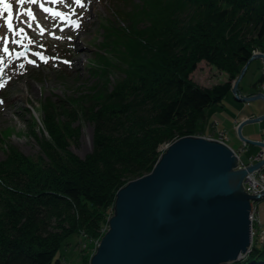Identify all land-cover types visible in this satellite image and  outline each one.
Segmentation results:
<instances>
[{"label": "trees", "instance_id": "trees-1", "mask_svg": "<svg viewBox=\"0 0 264 264\" xmlns=\"http://www.w3.org/2000/svg\"><path fill=\"white\" fill-rule=\"evenodd\" d=\"M130 1L129 12H118H125L123 36L132 38L130 67L96 97L93 152L82 160L62 146L59 127L71 119L51 115L39 141L45 157L34 162L11 147L0 162V264H62L67 239L81 232L98 239L119 189L152 170L161 143L194 135L253 52L264 53V0ZM108 42L107 52L123 53ZM203 60L228 73V82L212 89L194 83ZM73 208L81 216L64 217ZM232 264H264V245L255 238L246 259Z\"/></svg>", "mask_w": 264, "mask_h": 264}, {"label": "rangeland", "instance_id": "rangeland-1", "mask_svg": "<svg viewBox=\"0 0 264 264\" xmlns=\"http://www.w3.org/2000/svg\"><path fill=\"white\" fill-rule=\"evenodd\" d=\"M4 2L10 7L5 10L4 4L0 3L2 38L0 162L7 158L11 147L17 148L21 154L34 162L44 156L39 141L48 137L43 136V119L51 115L57 117L61 123L71 119L69 127H59L61 131L59 138L62 139V146L84 160L94 149L96 125L91 119V113L96 111L100 113L102 103L96 97L99 92L104 91V87L111 89L116 81L125 77L123 72L130 67L125 55L131 51L128 41L132 38L126 39L123 36L127 28L119 21L122 16L125 17V12L132 9V2L130 0H36L35 3L29 0H23V3H19L18 0H4ZM29 10L35 19L25 14ZM157 10L156 8L155 11ZM120 11H125L121 17L118 13ZM9 23L12 30L8 28ZM122 28H126L125 31H122ZM108 40L123 53L116 54L114 49L107 52L104 48L105 45L109 46ZM5 47L8 49L7 52L4 51ZM125 47L127 51H124ZM113 54H116V57ZM104 58L110 60L103 64ZM89 71L96 72L91 74ZM190 78L198 86L212 89L228 82L229 74L203 60L197 64ZM261 78L264 82L261 61L252 62L240 84L241 94L246 97L253 91L263 92L260 83L256 86V82ZM90 107L94 108L90 111ZM263 114L264 102L239 103L230 92L220 106L204 111L203 120L197 125L196 133L192 136L221 142L224 141L223 133L227 132L230 139L225 143L230 145L234 153L236 152L235 155L240 158L243 141L237 133L238 125L246 118L254 119L252 117ZM242 134L252 142L263 139L264 120L245 125ZM178 139L181 138L161 143L157 147L159 158L167 146ZM260 153L259 146L249 144L247 151L241 153L243 165L237 169L248 168V164ZM253 202L252 211L255 209L258 211L257 215L255 214V221H259L257 219L259 215L261 224L251 235L252 242L248 253L255 238L264 245V195L259 201ZM63 213L66 214L64 217L68 218L70 215L81 216L79 208H73L69 212L64 210ZM256 224L257 222L253 226L257 227ZM107 230L108 226L102 228L98 239H93L86 232L67 239L58 253V257L63 258L62 264H89ZM248 253L241 256L240 260L246 259Z\"/></svg>", "mask_w": 264, "mask_h": 264}, {"label": "water", "instance_id": "water-1", "mask_svg": "<svg viewBox=\"0 0 264 264\" xmlns=\"http://www.w3.org/2000/svg\"><path fill=\"white\" fill-rule=\"evenodd\" d=\"M255 59L264 65V54L252 57L233 94ZM262 120L242 122L240 138L245 125ZM263 165L264 160L237 169L238 157L223 143L193 136L176 140L149 174L119 189L108 230L89 264L237 262L251 247V202L262 198L247 193L244 179Z\"/></svg>", "mask_w": 264, "mask_h": 264}, {"label": "bare ground", "instance_id": "bare-ground-1", "mask_svg": "<svg viewBox=\"0 0 264 264\" xmlns=\"http://www.w3.org/2000/svg\"><path fill=\"white\" fill-rule=\"evenodd\" d=\"M261 54H264V53H262V52H260V51H254L253 52V54H252V57H254V56H258V55H261ZM251 57V58H252ZM257 61H261V63H262V71L264 72V65H263V59H255L254 61H253V63H255V62H257ZM251 67V64H250V66H249V68ZM249 70V69H248ZM91 74H93V72H91V71H89ZM246 75V74H245ZM239 77V76H238ZM237 77V78H238ZM245 77V76H244ZM237 78H236V80H237ZM236 80H234V81H232V87H231V91L230 92H232V89L234 88V85H235V83H236ZM241 84V83H240ZM256 84H258V82H256ZM262 89H263V92H260V91H257V92H255V91H253L252 93H250V94H248L246 97H244L242 94H241V92H240V85L238 86L239 88H238V91H237V94H234V96L235 97H239L240 99H242L243 101L242 102H239V103H244V104H248V103H250V102H254V101H262V102H264V97L263 98H261V99H259L258 97H259V95L260 94H262L263 96H264V82H260V85H259ZM257 88V87H256ZM256 90V89H255ZM229 92V93H230ZM233 93V92H232ZM226 98V97H225ZM224 98V99H225ZM209 109V108H208ZM264 116V114L263 115H261V116H257V117H252V118H254V119H251V118H246V120L245 121H242V122H246V121H248V120H256V119H258L259 117L261 118V117H263ZM242 122H240V124L242 123ZM240 124L238 125V127H237V133H238V129H239V126H240ZM243 129V128H242ZM34 130V129H33ZM227 133V132H226ZM228 134V133H227ZM241 134H242V130H241ZM238 136H239V134H238ZM239 138H240V136H239ZM242 138L244 139V140H242L241 138H240V140H242L243 141V148L241 149V153H243V151H245V150H247V148H248V145L250 144V142H252V141H250V140H248V138H245L244 136H243V134H242ZM262 138L263 139H261V140H259V141H253V142H258V143H261L263 146H264V135L262 136ZM230 139V136H229V134H228V140ZM216 141V140H215ZM217 142H220V141H217ZM220 143H222V142H220ZM223 144H225V145H227L228 147H230L232 150H234L230 145H228V144H226V143H223ZM262 146V148L264 149V147ZM236 151V150H235ZM240 153V152H239ZM241 153H240V155H241ZM239 160V159H238ZM241 160V159H240ZM239 160V161H240ZM241 162H242V160H241ZM254 165V164H253ZM252 165V166H253ZM241 169H243V168H241ZM256 171V170H255ZM254 172V171H253ZM253 172H248V174H247V178H245L244 179V184L245 183H252L253 184V186H255L256 188L258 187V188H261V186H263V188H264V178L263 179H258V178H254L255 176H252V173ZM250 173V174H249ZM249 176V177H248ZM255 180V181H254ZM246 190V189H245ZM248 193V192H247ZM248 194H250V193H248ZM250 195H252V196H258V194H250ZM260 196H262V195H260ZM257 203V202H256ZM253 205H254V202L252 201L251 202V212H250V221H251V226H253L254 225V223H252V221H253V219L251 218L252 216H254L255 214L257 215V213H258V211H252V207H253ZM258 219H259V224H261V220H260V218H259V215H258ZM251 232H252V230H251ZM251 235H252V233H251ZM242 256V255H241ZM240 256V257H241ZM238 261H240V258H239V260ZM89 263H90V261H89ZM235 263V262H234Z\"/></svg>", "mask_w": 264, "mask_h": 264}, {"label": "built area", "instance_id": "built-area-1", "mask_svg": "<svg viewBox=\"0 0 264 264\" xmlns=\"http://www.w3.org/2000/svg\"><path fill=\"white\" fill-rule=\"evenodd\" d=\"M222 138L224 139V141L221 140L222 143H225L226 141H229L228 140V134L227 133H223L222 135ZM264 142V141H263ZM246 151V150H245ZM243 151V153L245 152ZM236 154V152H235ZM240 155V154H239ZM264 158V149L261 147V153L259 154L258 157H256L255 159H253V161L248 164L249 166H252L253 164H256L257 162H260L261 159ZM239 160L241 159V155H240V158H238ZM240 165H243V163L241 162V160L239 161V166ZM241 167V166H240ZM245 167V166H244ZM250 174V173H249ZM252 176H255L254 178H258V179H263L264 178V165L262 166V168L260 170H256L252 173ZM255 181V180H254ZM251 186V187H250ZM245 189L248 193L250 194H258V195H264V188L263 186H261V188H256L255 186H253L252 183H245ZM260 190V191H258ZM255 211H257L255 209ZM253 219L252 223H255L257 222L256 226L257 227H254V226H251V230H252V235L254 234V231L256 230L255 228H258L260 225H259V221H255V215L251 217ZM257 219H258V216H257Z\"/></svg>", "mask_w": 264, "mask_h": 264}, {"label": "snow or ice", "instance_id": "snow-or-ice-1", "mask_svg": "<svg viewBox=\"0 0 264 264\" xmlns=\"http://www.w3.org/2000/svg\"><path fill=\"white\" fill-rule=\"evenodd\" d=\"M18 2H19V3H23V0H18ZM29 2H31V3H35L36 0H29ZM0 3H3V4H4V8H5V10H7V9L10 7V5L7 4L6 2H4V0H0ZM44 10L47 11V9H44ZM25 14H26L27 16H29L31 19H35V17L33 16V14L31 13L30 10H29L27 13H25ZM8 28H9V30H12V26H11L10 23L8 24ZM21 31H23V30H21ZM6 42H7V41H5V43H6ZM4 51H5V52L8 51L7 47H5Z\"/></svg>", "mask_w": 264, "mask_h": 264}]
</instances>
